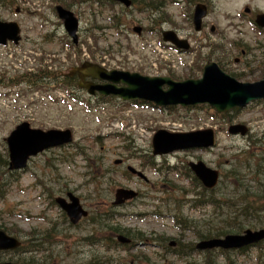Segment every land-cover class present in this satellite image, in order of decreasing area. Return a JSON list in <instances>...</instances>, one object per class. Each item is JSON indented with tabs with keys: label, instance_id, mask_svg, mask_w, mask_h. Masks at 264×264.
<instances>
[{
	"label": "rangeland",
	"instance_id": "obj_1",
	"mask_svg": "<svg viewBox=\"0 0 264 264\" xmlns=\"http://www.w3.org/2000/svg\"><path fill=\"white\" fill-rule=\"evenodd\" d=\"M202 1L208 2L210 9L202 22V31L198 33L194 32L191 20L189 21L193 5L189 6L187 1L181 0H153L162 3L163 7L152 15L137 11L136 6L128 10L129 12H125L117 5L105 9L94 4V0L2 1L9 4L6 7L0 6V21L16 22L21 29V41L17 46L9 44L0 47V156L5 154V138L22 122H28L31 127L40 130L70 129L73 143L86 153L85 162L82 157L76 156L77 149L72 146L52 149L38 155L30 160L27 170L18 177V180L6 186L5 193L0 198L1 230L23 239L25 234L31 231L43 232L55 226L57 234L54 240L58 243L54 242L49 246L47 253L51 255L46 257L47 264H94L92 261L96 259L104 261L106 257L109 259L105 261L111 264L129 262L135 264V257L130 256L131 254H125L123 251L107 252L103 251L102 247L92 246L91 249L87 246L83 241L84 237L91 234L97 237L105 235L103 232L95 231L90 221L81 222L78 227L67 228L61 212L57 207L50 205L55 197L64 196L59 194L60 192H72L89 213L105 208L109 200L112 201V195L118 188L133 189L147 194L148 198H143L133 206L115 209L117 218L113 220L116 225L138 231L147 238L157 236L169 238L171 241L180 238L181 232L170 218H166L167 216L159 218L146 216L154 211L160 213L158 211L160 208L161 211H165L164 206H155L156 201L152 200L153 197L167 196L162 193V189H166L165 184L172 187L171 189L175 191L174 197L180 200L183 199V195L188 197L185 191L190 190L188 183L181 176L158 175L146 165L147 160L148 163H153L163 159L150 157L151 137L159 129L168 132H190L212 128L215 131L216 141L213 149L171 154L167 157L165 165H180L199 159L208 167L222 172L219 191L222 192L223 200L230 198L235 202H232L234 208L238 209L245 200H251L250 197L260 188L257 184L259 179L261 185L264 182L260 177L258 179L253 177L252 171L243 169L244 165L235 169V172L241 175L235 177L236 179H230L231 176L223 172L229 170L234 163L238 167L241 166L242 156H239V153L247 147V138L230 137L227 134V127L232 124H243L249 129V134L260 133L258 137H261L264 135L262 134L264 103H254L242 111L232 112L224 119L225 122H221L217 118L211 119L209 117L211 113L207 109L158 112L146 107H131L128 103L116 101L104 106L91 102L90 109H82L85 103L81 106L80 103L41 84L29 88L25 81L19 84L20 77L26 69L32 72L43 66L65 69L73 60L87 57L97 58L99 62L102 60L106 66H126L130 68L129 70L141 74L168 75L181 80L189 73L195 77L199 76L197 69L202 67V58L205 55H209L213 61L221 62L226 68L237 67L234 58L240 59L238 71H247L246 68L242 69V65L251 69L240 80L243 82L258 80L260 75L264 74V67H260L261 70L256 68L264 65L262 64L264 61H261L264 55L260 54L262 50H259V47L264 46V32L253 28L249 17L243 15V9L248 7L251 11L248 16L253 18L256 13L264 12V0ZM2 2L0 0V4ZM57 5L73 13L79 21L77 47H73L65 35L62 21L55 13ZM15 9L19 12L14 13ZM111 17L113 18L109 21ZM114 24L119 26L118 32H115ZM135 26L148 28L149 31L142 37H137L131 32ZM166 30H172L181 39H187L192 47L186 55L173 56L171 64L157 60L155 62L154 57H157V53L148 48L156 43L162 31ZM229 43H237L238 49H232ZM190 69L192 71H189ZM229 73L234 72L229 70ZM9 80L15 87L7 86ZM129 143L138 151L134 155L141 157L132 158L131 148L122 149V146ZM252 148L254 154L260 153L264 156L260 144L252 145ZM247 149L251 152V149L248 147ZM243 153L250 162L255 158L254 154ZM125 157L128 158L125 165H114L113 162ZM96 162L100 163L98 174L105 172L103 183L100 185L95 183L96 181L90 182L88 169L85 167L87 163L94 167ZM156 165L158 164H154L155 169L160 168ZM125 166L141 171L149 182L143 183L135 177L124 176ZM106 174H110V177L104 179ZM6 180L10 181L9 178ZM239 184L251 187L246 193L245 200L240 198L242 194L245 195L244 188L230 187ZM156 190L160 192H155ZM215 196L220 199V195ZM258 202L257 207L264 206V200L259 199ZM230 213L231 211L220 216L212 213L210 208L198 212L187 208L181 212L174 211L175 215L196 221L198 227L203 225L205 229L210 223L221 225V221L227 219ZM135 214L140 216L135 217ZM182 234L186 237L181 242L191 241L187 237V232ZM96 249L100 254L96 253ZM151 252V249L145 250L144 255ZM26 255L22 257L27 258ZM16 257L17 255L5 254L2 261L15 260ZM149 260V264H203L202 260L200 258L197 260L196 257H186L183 262L173 257ZM213 260L214 264H223L218 256Z\"/></svg>",
	"mask_w": 264,
	"mask_h": 264
},
{
	"label": "water",
	"instance_id": "obj_2",
	"mask_svg": "<svg viewBox=\"0 0 264 264\" xmlns=\"http://www.w3.org/2000/svg\"><path fill=\"white\" fill-rule=\"evenodd\" d=\"M124 6H129V0H114ZM59 18L64 20V28L69 36L76 43L77 37V20L72 13L66 12L61 7L56 8ZM205 14L203 7H196L194 21L196 30L199 28L198 23ZM258 23L264 25V15L259 16ZM18 28L16 24L0 23V44L5 41H18ZM164 39L174 42L172 33H164ZM72 74H77L80 81L85 76L104 79L114 83L125 84L124 88L115 86H106L94 88L89 84H80L86 88L89 93L98 89L104 95L119 96L122 100H143L154 102L157 106H187L207 104L217 112H227L233 108H242L249 102L264 99V80L254 84H240L235 79L222 73L214 63H209L204 67L202 77L196 80H186L183 82H174L165 77H141L137 74H128L122 72H105L98 67L85 64L82 68L76 69ZM167 89L163 90L162 87ZM229 133L241 135L245 133V128L240 125L231 126ZM71 141L70 131H47L30 130L27 124L19 125L6 139L9 151V170H18L26 166L29 156L51 148L62 146ZM213 145V132L211 130L198 131L186 134H168L165 131H158L152 140L153 155H163L177 150L189 148H207ZM195 176L206 188H213L218 179V173L210 170L201 162L189 164ZM135 194L124 189H118L115 193L114 205L122 204L126 199L134 197ZM70 203L63 199H56L57 204L62 208L72 224L77 223L81 217L86 216V212L81 208L79 201L72 194H68ZM264 239V231L250 232L246 231L242 236H226L223 240L213 239L202 242L199 247L202 248H237L250 243H256ZM123 243L125 239L119 238ZM19 243L7 237L0 232V250L14 249ZM12 264V263H2Z\"/></svg>",
	"mask_w": 264,
	"mask_h": 264
},
{
	"label": "trees",
	"instance_id": "obj_3",
	"mask_svg": "<svg viewBox=\"0 0 264 264\" xmlns=\"http://www.w3.org/2000/svg\"><path fill=\"white\" fill-rule=\"evenodd\" d=\"M3 1V0H2ZM136 1L139 5L141 4V10L142 12H153V11H158L159 9H161L163 7L162 3L159 2H153V0H134ZM108 4H110L108 1H106ZM117 23V21H116ZM25 76V75H24ZM28 77L30 81V85L32 87L36 86L37 84L41 83V82H51L54 83L55 86L57 87H63L65 88L66 86V82L58 79V75L56 72L54 71H47L46 69H37L35 73L33 72H29L28 73ZM24 77H22L23 79ZM215 115V114H214ZM263 137L259 138V139H254L249 141V143H255L256 146L258 144H260L262 146L263 149V155H264V141H263ZM80 147H77V149ZM83 154V153H80ZM251 154H254L253 152H251ZM250 155V154H249ZM255 158L252 160V162H250L249 158L246 156V154L243 153V157H242V164L240 167H238L236 165V163H234V165L230 166V169L227 171H223L227 174H229L231 176V178H235V177H240L241 175L237 174L235 172L236 168H241L243 165V169H247V171H252L254 175L260 177L263 181H264V156H262L260 153H256L254 154ZM87 160V159H86ZM85 167H87V172H88V176L90 178V182H95L97 184H100L102 182V176L103 174H98V168L100 167V163L96 162L95 166H91L89 163H87L85 165ZM19 176V174H16L14 172H9L7 170V159H6V155L4 156H0V198L3 197L4 193H5V188L6 186H8L9 184H12L13 181L17 180V177ZM9 178L10 181H7L6 179ZM236 179V178H235ZM257 184L260 188H258L257 191L254 192V195H252L250 197L251 200H245L244 198L246 197V193L250 190H248L249 188H251L250 186H245L243 187V185L239 184L237 186L231 185L230 187L232 189H238V188H244V194L245 195H241L240 198H243V200H245L243 202L242 207H238V209L236 208L232 213H233V218H238L240 219V223L238 222H232L231 224L227 221V219L221 221V225H213L210 223V225L207 226V228L205 229L204 226H199L194 223L193 221L186 225V223L184 222L183 226L195 230V235L197 236L198 239H208V238H212V237H221L225 234L228 233H237L240 232L241 230H243L246 227L252 228V229H256L257 227H262L264 226V218L263 220H260L259 218L261 216H263L264 214V207H257L254 210H252L256 205L259 204L258 200H264V182L260 183V179L257 181ZM262 187V188H261ZM219 189V187H218ZM247 189V190H246ZM216 190V189H215ZM214 190V191H215ZM214 191H210L208 192V196L206 198V200H203L202 202L207 203L208 205L213 206L216 210L220 211L222 210L225 206L227 205H234L233 201L230 200V198H226L225 200H223V195L222 193L220 194V199H215L214 198ZM260 195H259V194ZM225 197V196H224ZM196 202H198V204L201 203V197L196 200ZM233 202V203H232ZM90 223L92 226H95V231L97 232H105L106 234H110V235H115V234H121L124 235L128 238L131 239H138L141 237V234L137 231H131L130 229H125V228H120L117 225H112L109 223L110 219L108 217V214H102L99 216V218L97 217H91L89 219ZM217 226V227H216ZM55 230L54 228H51L49 230L43 231V232H35V231H31L30 233L25 234L26 235V239L22 241V247L16 251L17 255L20 256V253H22L23 251L25 253H29L31 255H29L30 257L28 258H20L19 261H17L18 264H32L33 261L35 262V264H47L46 263V257H49L51 254L47 253L48 250V246H50L51 244H53L54 242H56L54 240L55 237ZM94 235L91 234L87 237L83 238V241H85L87 246H93L94 242H98L101 244H107L108 246L115 248L116 246V242L113 239L107 238L104 239L102 237H93ZM57 243V242H56ZM213 253H207L206 257L204 259L205 264H211L213 261L210 258L211 255ZM226 256V255H225ZM261 257V252L258 254L257 259ZM91 258H97V257H91ZM90 258V259H91ZM23 260H25L23 262ZM33 260V261H32ZM262 261H264V259H262ZM106 262V263H105ZM146 262V260H135L134 263L135 264H144ZM229 263L227 264H232V260L228 261ZM92 263L94 264H108L107 261H99V260H95L92 261ZM111 264V263H109ZM128 264H131V262H129Z\"/></svg>",
	"mask_w": 264,
	"mask_h": 264
},
{
	"label": "flooded vegetation",
	"instance_id": "obj_4",
	"mask_svg": "<svg viewBox=\"0 0 264 264\" xmlns=\"http://www.w3.org/2000/svg\"><path fill=\"white\" fill-rule=\"evenodd\" d=\"M76 66H78L77 64H76ZM64 79H67V81H70L71 83H72V88L74 89V90H77L80 94H85L82 90H80L79 88H78V85H77V83H78V79L75 77V76H71V77H63ZM89 81H91L92 83H94V84H99L100 82H97V81H94V80H90V79H88ZM73 92V91H72Z\"/></svg>",
	"mask_w": 264,
	"mask_h": 264
}]
</instances>
